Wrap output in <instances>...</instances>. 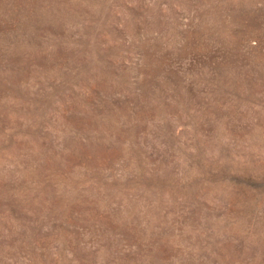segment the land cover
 <instances>
[{
	"label": "rangeland",
	"instance_id": "rangeland-1",
	"mask_svg": "<svg viewBox=\"0 0 264 264\" xmlns=\"http://www.w3.org/2000/svg\"><path fill=\"white\" fill-rule=\"evenodd\" d=\"M0 264H264V0H0Z\"/></svg>",
	"mask_w": 264,
	"mask_h": 264
}]
</instances>
